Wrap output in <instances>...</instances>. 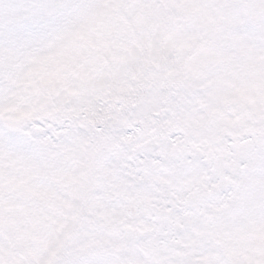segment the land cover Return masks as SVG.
Returning a JSON list of instances; mask_svg holds the SVG:
<instances>
[{"label":"snow or ice","instance_id":"6c2138e0","mask_svg":"<svg viewBox=\"0 0 264 264\" xmlns=\"http://www.w3.org/2000/svg\"><path fill=\"white\" fill-rule=\"evenodd\" d=\"M0 264H264V0H0Z\"/></svg>","mask_w":264,"mask_h":264}]
</instances>
